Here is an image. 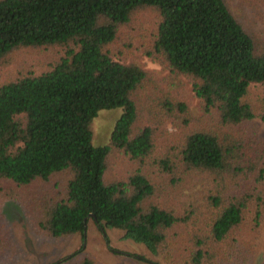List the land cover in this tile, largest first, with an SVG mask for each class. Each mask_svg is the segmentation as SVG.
<instances>
[{"label":"trees","instance_id":"obj_1","mask_svg":"<svg viewBox=\"0 0 264 264\" xmlns=\"http://www.w3.org/2000/svg\"><path fill=\"white\" fill-rule=\"evenodd\" d=\"M21 50L41 58L10 67ZM0 66V264L16 249L9 200L44 237L80 234L76 251L48 264H99L74 257L90 219L109 249L141 261L253 264L264 32H250L227 0H0ZM115 107L108 141L95 144L93 118ZM109 228L163 262L117 250Z\"/></svg>","mask_w":264,"mask_h":264},{"label":"rangeland","instance_id":"obj_2","mask_svg":"<svg viewBox=\"0 0 264 264\" xmlns=\"http://www.w3.org/2000/svg\"><path fill=\"white\" fill-rule=\"evenodd\" d=\"M230 8L250 32L259 36L264 32V0H227ZM124 53L131 49L125 48L122 42L118 43ZM41 53L35 51H16L10 57V67L23 62H32L33 59H40ZM146 67L155 70L158 74H164L166 70L147 57H141ZM34 60V61H35ZM23 65V64H21ZM25 66V65H23ZM4 67L0 66V75ZM187 86H189L187 84ZM261 94L258 84L252 85L248 98L255 101ZM122 108L115 107L111 109H102L92 120L93 140L95 144H103L108 141L111 130ZM259 126V131L264 139V124L259 117H255ZM170 126V125H169ZM169 132L175 128H168ZM168 133L163 132L165 136ZM164 137L161 139V141ZM164 142V141H163ZM123 161L120 163L122 168L127 167V158L122 154H117ZM116 163L111 162L108 172L116 173L119 168ZM3 212L10 226L12 238L16 249L5 257L2 264H48L58 258L64 257L76 251L81 243L82 238L79 233L59 239L47 238L35 232L24 214L19 204L14 201H6L3 204ZM107 235L110 239L111 246L123 252H136L143 254L151 260L163 262L160 253H152L144 244L136 242L129 238L123 237V231L119 228L107 229ZM81 252V251H80ZM79 252V253H80ZM77 253L74 257L78 258L83 253L90 254L99 264H152L148 261H141L122 252H114L106 245L103 234L97 229L93 220H89L86 226L84 248L82 252ZM73 257V258H74ZM72 258V259H73ZM253 264H264V220L262 222L260 240Z\"/></svg>","mask_w":264,"mask_h":264}]
</instances>
